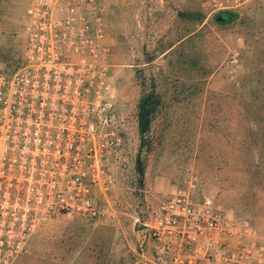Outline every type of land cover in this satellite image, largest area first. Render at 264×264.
Instances as JSON below:
<instances>
[{"label": "rangeland", "instance_id": "obj_1", "mask_svg": "<svg viewBox=\"0 0 264 264\" xmlns=\"http://www.w3.org/2000/svg\"><path fill=\"white\" fill-rule=\"evenodd\" d=\"M33 2L0 0V68L21 59ZM98 12L120 131L111 206L94 222L41 225L14 264H172L156 257L146 223L193 187L240 224L227 246L237 262L194 249L193 264H264V0H99Z\"/></svg>", "mask_w": 264, "mask_h": 264}, {"label": "built area", "instance_id": "obj_2", "mask_svg": "<svg viewBox=\"0 0 264 264\" xmlns=\"http://www.w3.org/2000/svg\"><path fill=\"white\" fill-rule=\"evenodd\" d=\"M99 0H34L17 64L0 68V264H14L41 225L55 219L97 221L111 206L110 163L119 121L108 69ZM146 228L156 257L193 264V250L228 249L240 234L195 187L162 201ZM198 251V250H196ZM264 262V247L259 249Z\"/></svg>", "mask_w": 264, "mask_h": 264}, {"label": "trees", "instance_id": "obj_3", "mask_svg": "<svg viewBox=\"0 0 264 264\" xmlns=\"http://www.w3.org/2000/svg\"><path fill=\"white\" fill-rule=\"evenodd\" d=\"M153 113V109L149 100L144 98L140 104L139 109V128L142 134H146L151 127V114ZM143 174V170L141 171Z\"/></svg>", "mask_w": 264, "mask_h": 264}]
</instances>
